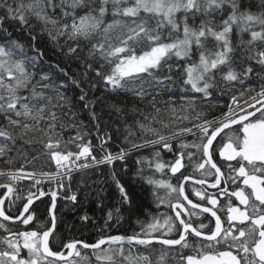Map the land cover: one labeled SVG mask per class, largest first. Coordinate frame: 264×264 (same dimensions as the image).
Here are the masks:
<instances>
[{
  "label": "snow or ice",
  "instance_id": "obj_1",
  "mask_svg": "<svg viewBox=\"0 0 264 264\" xmlns=\"http://www.w3.org/2000/svg\"><path fill=\"white\" fill-rule=\"evenodd\" d=\"M97 105L115 114L118 152L99 135ZM83 110L96 122L99 156ZM135 153L137 181L168 211L131 235L61 240L54 250L58 194L76 205L79 187L97 183L91 169L109 166L114 185L106 228L140 212L115 167L127 173ZM42 156L54 172L26 170ZM0 160L9 165L0 169V264H264V0H0ZM189 181L200 187L186 192ZM45 195L48 225L3 223L30 225ZM16 201L17 215L6 214Z\"/></svg>",
  "mask_w": 264,
  "mask_h": 264
},
{
  "label": "trees",
  "instance_id": "obj_2",
  "mask_svg": "<svg viewBox=\"0 0 264 264\" xmlns=\"http://www.w3.org/2000/svg\"><path fill=\"white\" fill-rule=\"evenodd\" d=\"M100 91H103L102 86L100 87ZM70 95L72 93H69ZM97 95L100 92L96 93ZM227 98H225L226 100ZM97 114L100 117V128H99V135L103 136L105 132L109 133L112 139L108 142L105 147L115 153L120 150L121 147H125L124 138L117 131L119 124L115 119V114L113 113L111 116L109 115V111L107 108H101L100 105H97L96 108ZM220 109H216L212 114H218ZM80 118L84 121L85 130L89 132V136L85 137V139H91L92 145L94 146V154L99 156L100 153L96 150V147L99 144V140L97 139V129L94 127L95 121H92L88 115L87 110H83L80 112ZM66 136L68 133L65 134ZM71 135H75V133H71ZM69 150L77 151L74 145L69 146ZM150 151V150H149ZM145 155L147 152L144 153ZM35 155V153H32ZM140 153H135L132 155L131 158L127 161L128 164V172L124 173L123 168L120 162H117L115 167L122 177V181L126 184H130L136 194L137 202L140 204L141 210L135 215L129 216L128 213L123 214V219L117 224L116 220L113 219L109 221V224L112 227L106 228L105 220L107 219V212L113 205L116 203L115 197H109V193L114 191V185H112L109 175V166L101 165L98 169H91L85 173L86 177L90 176L91 181H96L97 183H92L90 187H79V194H78V203L76 205H72L70 201L63 199V195L65 193L58 194L57 197V207H56V214H57V225H56V234H57V241L54 245V250L59 251V243L61 240L63 242H68L71 240H80L87 243H93L98 240L102 235H116V234H127L131 235L133 231L139 232L140 231V223L150 221L152 215H157V207L154 203L153 197L149 194L146 190L147 185L142 186L140 182L137 181L135 177V158ZM162 156L165 160L171 161L173 156L171 153L163 152ZM31 158V156L29 157ZM46 157H41L39 160L33 161L31 164H26L25 168L28 171H49L54 172L56 170L54 162H46ZM23 159H18L14 165L11 167L19 168L21 164H23ZM9 165L4 164L2 160H0V169H6ZM168 175H171L170 173ZM157 178L168 179V176H161L159 173L156 174ZM78 180L79 176L77 175L76 178L73 180L72 183V191H77L78 189ZM32 181L25 180L18 183L17 187L21 190V194L26 197L27 192L29 190V186L31 185ZM43 190L45 192L49 191V189L56 190V182H45L43 185ZM101 189H107L106 192H100L101 196L106 197L103 200V206L97 207V204L100 201L97 198V192ZM35 191V188L32 189ZM87 193V196H85ZM163 190H161V194ZM13 194V198H14ZM23 201H16L15 206H13L6 214L16 216L17 209L20 208V205ZM51 200L50 198H44L37 201L33 204L32 208L36 210L37 220H34L30 225L24 227L28 229H35L37 227V223L39 222L40 225H48L50 217L48 216V206L50 205ZM6 209L8 208V201L6 200L5 203ZM85 213L88 214L90 220L87 222H82L79 217L84 215ZM2 221V220H0ZM7 226L11 227L12 231H20L21 224H9L6 222ZM5 233L3 230H0V237L4 236ZM3 246L0 245V248ZM82 255H91L90 250H83Z\"/></svg>",
  "mask_w": 264,
  "mask_h": 264
},
{
  "label": "flooded vegetation",
  "instance_id": "obj_3",
  "mask_svg": "<svg viewBox=\"0 0 264 264\" xmlns=\"http://www.w3.org/2000/svg\"><path fill=\"white\" fill-rule=\"evenodd\" d=\"M183 171V170H182ZM191 168H189L188 169V172L189 173H191ZM177 175H179V174H177ZM198 175V174H197ZM212 178L211 177H209V180H211ZM172 183L173 184H177V183H179V181L175 178V177H173L172 178ZM193 187H196V188H199L200 186L199 185H194V184H192L190 181L188 182V186H187V188H186V192H191V190H192V188ZM6 190L5 189H0V194H3L4 192H5ZM209 191L210 192H214L215 190L214 189H209ZM163 194V193H162ZM191 199H193L194 201L197 199L195 196H192V197H190ZM223 202V201H222ZM157 214H159V213H162V212H167L168 211V209L165 207V206H161V207H159V208H157ZM193 219H195V218H193ZM1 220V219H0ZM5 222V221H4ZM208 221L207 220H205V223H207ZM6 223H9V222H6ZM20 222H17V223H9V224H19ZM21 224V223H20ZM26 225H23V224H21V227H20V231L21 230H24V227H25ZM9 227V226H8ZM10 229H11V227H9ZM186 251H188V250H186ZM191 254V253H190Z\"/></svg>",
  "mask_w": 264,
  "mask_h": 264
},
{
  "label": "water",
  "instance_id": "obj_4",
  "mask_svg": "<svg viewBox=\"0 0 264 264\" xmlns=\"http://www.w3.org/2000/svg\"><path fill=\"white\" fill-rule=\"evenodd\" d=\"M190 182H191V181H190ZM0 189H2V188H0ZM44 198H50V200H51L50 195H45V196L41 197L39 200L44 199ZM39 200H35L33 204H35V203H36L37 201H39ZM32 206H33V205H32ZM0 219L2 220V218H0ZM5 222H9V223H17V222H19V221H15V222H13V221H5Z\"/></svg>",
  "mask_w": 264,
  "mask_h": 264
},
{
  "label": "rangeland",
  "instance_id": "obj_5",
  "mask_svg": "<svg viewBox=\"0 0 264 264\" xmlns=\"http://www.w3.org/2000/svg\"><path fill=\"white\" fill-rule=\"evenodd\" d=\"M25 181V180H24ZM3 182H5L3 179H0V183H3ZM48 192V191H47Z\"/></svg>",
  "mask_w": 264,
  "mask_h": 264
}]
</instances>
